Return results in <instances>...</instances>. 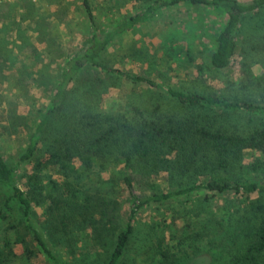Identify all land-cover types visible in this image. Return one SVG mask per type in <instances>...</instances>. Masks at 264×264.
Returning a JSON list of instances; mask_svg holds the SVG:
<instances>
[{
	"label": "trees",
	"instance_id": "1",
	"mask_svg": "<svg viewBox=\"0 0 264 264\" xmlns=\"http://www.w3.org/2000/svg\"><path fill=\"white\" fill-rule=\"evenodd\" d=\"M144 1L143 8L126 20L100 30L89 1L80 0L91 32L64 62L46 106L36 109L33 100L25 97L33 116L9 113L0 126L1 135L20 142L11 162L0 153V264H15L19 255L31 257L35 247L51 263L62 264L43 233L35 207L46 209L49 219L62 223H70L75 214L85 220L84 214H103L119 205L121 188L128 206L123 226L110 252L89 264H124L134 235V216L143 208L170 205L188 195H200L201 202L223 201L231 236L243 239L235 253L226 252V264H264V56L255 60L258 73L245 70L236 89L219 94L166 86L100 59L113 37L156 11L204 6L223 17L212 37L206 67L223 69L234 56L242 20L256 15L264 0ZM111 78L120 84L113 87L123 91V101L116 100L115 108H98L97 95ZM142 86L161 91L164 99L137 101ZM68 90L77 91L67 102ZM63 107L65 119L49 138V119ZM253 118L259 122L250 124ZM138 181L142 185L136 189ZM229 197L244 200L242 213ZM193 227L191 222L155 232V259L148 264H181L168 250L183 240L189 246L195 232L187 230ZM19 245L22 250L16 253L14 246Z\"/></svg>",
	"mask_w": 264,
	"mask_h": 264
},
{
	"label": "rangeland",
	"instance_id": "2",
	"mask_svg": "<svg viewBox=\"0 0 264 264\" xmlns=\"http://www.w3.org/2000/svg\"><path fill=\"white\" fill-rule=\"evenodd\" d=\"M88 1L100 30L116 26L146 4L144 0ZM222 19L220 12L204 6L178 5L161 9L113 37L100 53V59L109 66L159 80L173 88L226 93L238 87L245 70L258 73L255 60L264 56V6L256 15L242 20L230 65L213 70L206 67V60L213 47L212 37L222 25ZM90 32L80 0L0 1V126L5 124L9 113L33 116L25 97L33 100L31 104L36 109L46 106L64 62L76 53L81 38ZM108 82L101 95H97L100 100L96 107L101 109L115 108L116 100L123 101V91L113 87L120 84L112 78ZM141 88L135 98L141 103L164 99L161 91ZM76 91L68 90L67 102ZM64 113L63 107L50 117L49 138L55 136L56 127L65 119ZM258 122L250 119V124ZM245 123L249 125L247 118ZM19 144L14 137L6 139L0 134V153L8 162L12 161L11 156ZM141 185L142 182H136V189ZM124 195L121 188L117 196L120 202L115 208L109 207L103 214H84L85 220L75 214L70 223L51 220L46 209L35 207L43 233L57 250L62 264H89L93 258L102 259L110 252L115 234L125 221L128 206ZM198 197L201 196L188 195L170 205L141 209L132 220L134 235L129 238L124 264L153 261L155 232L165 233L174 226L180 228L191 222L195 227L187 232L195 233L189 239V246L188 240H183L168 250L169 256L180 260L181 264H226V252L235 253L237 242L243 239L231 236L232 227L226 221L229 214L224 212L221 198L201 202ZM227 199L243 212L244 200ZM157 224L160 227L155 226ZM21 250L20 245L14 246L16 253ZM15 260V264H53L36 247L33 256L19 255Z\"/></svg>",
	"mask_w": 264,
	"mask_h": 264
},
{
	"label": "built area",
	"instance_id": "3",
	"mask_svg": "<svg viewBox=\"0 0 264 264\" xmlns=\"http://www.w3.org/2000/svg\"><path fill=\"white\" fill-rule=\"evenodd\" d=\"M1 1V0H0Z\"/></svg>",
	"mask_w": 264,
	"mask_h": 264
}]
</instances>
